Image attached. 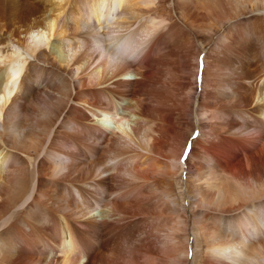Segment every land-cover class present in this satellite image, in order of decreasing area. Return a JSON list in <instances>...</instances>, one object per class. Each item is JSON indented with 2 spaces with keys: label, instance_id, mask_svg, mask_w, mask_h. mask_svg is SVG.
I'll return each instance as SVG.
<instances>
[{
  "label": "bare ground",
  "instance_id": "obj_1",
  "mask_svg": "<svg viewBox=\"0 0 264 264\" xmlns=\"http://www.w3.org/2000/svg\"><path fill=\"white\" fill-rule=\"evenodd\" d=\"M263 236L264 0H0V264H264Z\"/></svg>",
  "mask_w": 264,
  "mask_h": 264
},
{
  "label": "rangeland",
  "instance_id": "obj_2",
  "mask_svg": "<svg viewBox=\"0 0 264 264\" xmlns=\"http://www.w3.org/2000/svg\"><path fill=\"white\" fill-rule=\"evenodd\" d=\"M94 27L92 26V25H88L87 27H85V28H83L81 31L83 32V34H85V35H95V31H94ZM122 33H115V32H113V33H111V35H113L114 37H116V36H119V35H121ZM222 34V32L221 31H218L217 32V34L216 35H214L213 36V39L211 40V43H210V45H213V43H214V41L216 40V38L218 37V36H220ZM101 38L104 40V39H106V37L105 36H103V35H101ZM127 38V37H126ZM203 38H204V41L205 42H207V40H208V37L206 36V35H204L203 36ZM115 45H116V49H120V50H123L122 52H124L125 50H124V45H117V43H115ZM144 46V45H143ZM143 46H141V49L143 48ZM79 48H81V47H79ZM79 48H77L76 50H74L73 48H71V47H69V45L66 43V46H65V50H66V54H67V57H69V58H72L73 56H74V54L77 52V51H79L80 49ZM128 54V53H127ZM202 55H203V53H201ZM119 120V119H118ZM195 122H196V119H195ZM197 123H195V125H194V128H193V135H192V137H195V136H197V135H199V133H200V130H199V128H198V126L196 125ZM67 127H70L71 126V124L69 125H66ZM185 129V127H182L181 128V131L182 130H184ZM183 132V131H182ZM228 148H229V150H228ZM190 150V145H188L187 147H186V151L185 152H188ZM220 150H221V152H220ZM218 151L220 152V153H223V154H230V152L232 151V149H231V147L229 146V145H227V146H221L220 148H218ZM240 156H242L241 154H238V157H240ZM178 177H179V182H180V184H181V186H182V189H180V191H178V193H182V194H184V190H185V185H184V182H185V172L183 171H181V172H179V174H178ZM178 190V189H177ZM190 200H188V197H186V194H185V198H184V202H183V206L188 210V212H189V218H190V220H191V222H190V224H191V227L193 228V216H192V213H191V211H192V207H191V205H190V202H189ZM191 207V208H190ZM156 213H161L159 210L158 211H156ZM96 214L97 215H99L100 214V211H96ZM222 224L224 225V228H227L228 226V224L225 222V219H223L222 220ZM225 224H227V225H225ZM156 225H160V226H156ZM155 226H153V228H160L159 229V231H161V232H163L162 230L164 229V227H163V223H161V224H156ZM228 229H230V227H228ZM262 238V237H261ZM262 239H264V236H263V238ZM191 244H193V255H194V257H195V255H196V253H197V250H196V248H195V239H194V237H190V247H189V249H190V251H192V245ZM204 253H205V249H204V245H203V243H201V247H200V249H199V260L200 259H202L201 257L202 256H204ZM240 254V253H239ZM227 255H228V257H229V253H227ZM190 257H191V254H190ZM250 259H252V258H248L247 260H250ZM251 261V260H250ZM263 262H264V259L262 260ZM252 262H254V260L252 259Z\"/></svg>",
  "mask_w": 264,
  "mask_h": 264
}]
</instances>
